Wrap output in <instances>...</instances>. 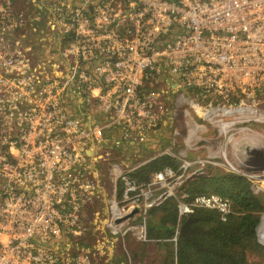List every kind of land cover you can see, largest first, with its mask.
I'll return each instance as SVG.
<instances>
[{"label":"built area","instance_id":"obj_1","mask_svg":"<svg viewBox=\"0 0 264 264\" xmlns=\"http://www.w3.org/2000/svg\"><path fill=\"white\" fill-rule=\"evenodd\" d=\"M254 122L264 0H0V264H106L117 251L131 264L127 236L176 249L197 210L232 213L226 196L182 189L204 163L264 194V162L239 170L224 154L259 155ZM209 132L227 137L220 163L188 156L215 150ZM163 155L174 166L139 180ZM168 199L173 235L152 240L148 212Z\"/></svg>","mask_w":264,"mask_h":264},{"label":"trees","instance_id":"obj_2","mask_svg":"<svg viewBox=\"0 0 264 264\" xmlns=\"http://www.w3.org/2000/svg\"><path fill=\"white\" fill-rule=\"evenodd\" d=\"M168 164L174 166L172 158L160 156L138 170L136 176L145 180L151 172ZM182 189L189 195L215 192L226 196L232 201V213L226 221H221L211 210L199 209L191 215L192 238H178L176 264H249L251 254L264 258V251L256 238L264 201L261 195L253 192L250 180L237 173L216 170L192 176ZM157 213H160L159 219L154 220L152 216ZM149 215L147 233L150 239H167L173 235L177 219L173 199L151 209ZM147 243H154L169 254L172 251V244L168 241Z\"/></svg>","mask_w":264,"mask_h":264},{"label":"rangeland","instance_id":"obj_3","mask_svg":"<svg viewBox=\"0 0 264 264\" xmlns=\"http://www.w3.org/2000/svg\"><path fill=\"white\" fill-rule=\"evenodd\" d=\"M249 126H250L252 131L260 133L259 141H256V140L254 141L257 145H261V147H259V149H261L260 150L261 152L258 153L259 155H256V153L254 151H249L247 149L238 150V151L226 149V151L224 152V154L227 156V159L234 165L235 168H237L239 170L240 169L245 170L244 168H247L246 166L251 165V163H249V162L253 161L257 157H259V160H261V162H264V151H263V149H264V123L254 122V123L249 124ZM202 137H203V139H213L214 140L213 145L216 147L215 150L207 151V150L203 149L200 151L190 152V153H188L189 158L193 159V158L199 157V158H202L204 160H207L209 157H211L209 159H211L214 163L222 162L223 157H224L223 152H222V150H223L222 147H223V144L226 142L227 137L222 136V135H217V134L212 133V132L204 134ZM240 137H241L240 135L234 136V138H236V139H239ZM180 140H179V142H180ZM203 142H204V140H203ZM254 142L252 143V145L254 144ZM200 167H201L200 174H206L207 172L212 173L216 170L221 171V172H227V170L222 165H215L213 163H210V164L204 163ZM196 175H199V174H195L192 176H196ZM257 185H259V184H257ZM107 188H109L108 185H107ZM257 194L261 195V197L263 198V201H264V194L261 192H259ZM159 215H160V213H157V214H154L152 217L154 220H158ZM148 217H150L149 212L147 215V222H148V220H150V219H148ZM187 219H185L184 222ZM256 238H257V242L259 243V246L264 251V244H262L259 241L258 236H257V232H256ZM125 241H126V246H127L128 250L131 254V264H176L177 248L175 249L174 247H172V251L169 254L168 251L164 250L162 247H160L154 243L135 241L129 236L126 237ZM139 243L140 244H146V245L153 244V246H154L153 248H158L159 251H161L163 249V252L165 254V259H150L151 255H148L149 254L148 250H147V252L144 251L143 253L138 254L136 246ZM133 248L136 250V252L133 251ZM150 249H152V248H150ZM248 259H249V263L252 261L255 264H264V258H261L259 256L253 255V254L249 255Z\"/></svg>","mask_w":264,"mask_h":264},{"label":"crops","instance_id":"obj_4","mask_svg":"<svg viewBox=\"0 0 264 264\" xmlns=\"http://www.w3.org/2000/svg\"><path fill=\"white\" fill-rule=\"evenodd\" d=\"M19 1V0H18ZM148 219H150L148 217ZM136 244V243H135ZM153 244H137L136 249L138 254L143 253L144 251L147 252L148 250V255H151L150 259H165V254L163 252V249L161 251L158 250V248H153ZM152 248V249H150ZM133 251L136 252V250L133 248ZM140 257V256H139ZM103 260V259H102ZM125 259H122V255L120 251H117L112 259H105L106 264H126Z\"/></svg>","mask_w":264,"mask_h":264},{"label":"water","instance_id":"obj_5","mask_svg":"<svg viewBox=\"0 0 264 264\" xmlns=\"http://www.w3.org/2000/svg\"><path fill=\"white\" fill-rule=\"evenodd\" d=\"M137 210V209H135ZM134 210V212H135ZM191 221L192 218H188L181 226L180 229V236L185 238V239H191V232L193 231L192 227H191ZM249 264H255L254 262H250Z\"/></svg>","mask_w":264,"mask_h":264},{"label":"bare ground","instance_id":"obj_6","mask_svg":"<svg viewBox=\"0 0 264 264\" xmlns=\"http://www.w3.org/2000/svg\"><path fill=\"white\" fill-rule=\"evenodd\" d=\"M258 234L261 242L264 243V221H262L261 225L259 226Z\"/></svg>","mask_w":264,"mask_h":264}]
</instances>
